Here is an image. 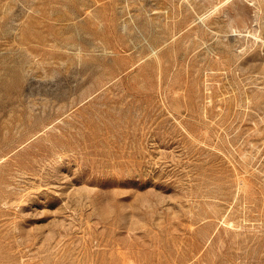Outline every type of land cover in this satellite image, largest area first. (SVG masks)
Here are the masks:
<instances>
[{"label":"rangeland","instance_id":"obj_1","mask_svg":"<svg viewBox=\"0 0 264 264\" xmlns=\"http://www.w3.org/2000/svg\"><path fill=\"white\" fill-rule=\"evenodd\" d=\"M0 264H264V0H0Z\"/></svg>","mask_w":264,"mask_h":264}]
</instances>
